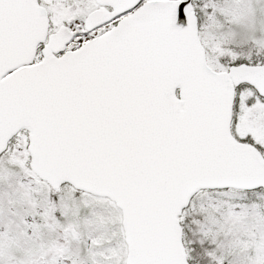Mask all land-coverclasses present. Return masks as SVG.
<instances>
[{
	"label": "snow or ice",
	"instance_id": "snow-or-ice-1",
	"mask_svg": "<svg viewBox=\"0 0 264 264\" xmlns=\"http://www.w3.org/2000/svg\"><path fill=\"white\" fill-rule=\"evenodd\" d=\"M0 264H264V0H0Z\"/></svg>",
	"mask_w": 264,
	"mask_h": 264
}]
</instances>
